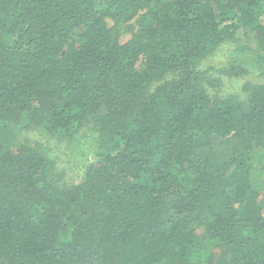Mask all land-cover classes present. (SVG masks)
<instances>
[{"label": "trees", "instance_id": "obj_1", "mask_svg": "<svg viewBox=\"0 0 264 264\" xmlns=\"http://www.w3.org/2000/svg\"><path fill=\"white\" fill-rule=\"evenodd\" d=\"M223 43L264 70V0H0V264H264V84L211 95Z\"/></svg>", "mask_w": 264, "mask_h": 264}, {"label": "rangeland", "instance_id": "obj_2", "mask_svg": "<svg viewBox=\"0 0 264 264\" xmlns=\"http://www.w3.org/2000/svg\"><path fill=\"white\" fill-rule=\"evenodd\" d=\"M112 24V23H111ZM131 24L136 25L135 20L131 22ZM129 35H123L122 42H126L129 38ZM229 45L227 43L221 44L212 54L208 56L205 62L202 65V68H211L209 71V76L211 77L210 83L207 85L208 92L211 95H218L222 98L225 96L232 94L238 95L239 97H243L245 94L243 93V85L246 82H252L256 84H264V70L256 71L251 70L249 74H245L243 76H233L229 74H225L223 69L229 64V58L226 56V50ZM174 72H170L169 77L173 75ZM157 85L152 84L151 88H155ZM23 136H25L28 140L36 141L41 140L45 144L55 148L59 154V158L57 159V167L59 170L65 172L64 178L66 182L76 183L80 181L84 168L87 162L94 159L90 157L89 159H75L68 154L67 145L65 143L59 142L56 139H48L47 137L39 134L37 131L33 130H25L23 131ZM216 256H219V250H213Z\"/></svg>", "mask_w": 264, "mask_h": 264}]
</instances>
